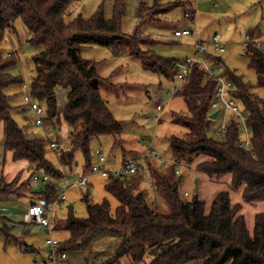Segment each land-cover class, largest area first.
Segmentation results:
<instances>
[{
	"label": "trees",
	"instance_id": "trees-1",
	"mask_svg": "<svg viewBox=\"0 0 264 264\" xmlns=\"http://www.w3.org/2000/svg\"><path fill=\"white\" fill-rule=\"evenodd\" d=\"M74 1L0 0V43L8 31L16 30L15 21L21 18L30 33V45L38 48L32 56L36 73L30 93L45 105L44 123L56 126L63 117L70 126V147L59 152V160L71 166L74 149L81 148L90 166L91 139L109 135L118 142L124 131L102 96L101 84L106 79L98 74L97 62L83 58L81 51L93 45L115 51L125 46L132 56L142 60L145 69L178 78V59L157 54L150 46L155 40L140 32V26L146 20H160L162 14L187 6L191 0H156L153 5L141 0L137 8L139 23L133 33L123 30L124 0L115 1L110 19L105 18L102 6L89 17L79 14L68 18ZM244 54L257 74V86L264 89V49L250 42L245 44ZM17 58L0 47V121L5 149L11 151L14 160H27L48 175L62 178L64 173L47 158L46 139L31 137L11 115L13 106L6 90L12 84L23 83L22 76L9 70ZM213 59L216 64L222 63L219 57ZM225 76L232 82L231 95L248 113L251 149L239 145L240 128L233 115L223 136L213 133L211 104L217 81L199 63L191 65L177 92L187 103L189 114L173 113V121L183 124L187 132L182 137H170L169 146L174 160L181 165H193L211 180L230 174L232 188L244 185V201H261L264 200V100L254 92V85L245 82L235 70L226 67ZM59 86L68 88L62 110L57 108ZM202 155L207 158L197 161ZM145 167L150 182L146 181L142 168L131 176L108 178L105 189L119 201L114 211L108 199L92 203L87 189L83 193L87 216H76L70 209L64 226L58 221L55 224V229L63 228L69 233L60 242V249H88L96 242L95 253L85 264H121L123 258L130 264H264V212L255 214L250 231L242 204L233 202L230 191L219 192L207 210L205 200L197 194L191 199L181 194V177L175 164L163 165L148 156ZM146 183L152 186L155 201L149 199ZM24 186L32 188L30 183ZM11 192L17 190L13 191V184L1 177L0 195ZM36 193L48 200L58 195L57 189L49 185Z\"/></svg>",
	"mask_w": 264,
	"mask_h": 264
},
{
	"label": "rangeland",
	"instance_id": "rangeland-1",
	"mask_svg": "<svg viewBox=\"0 0 264 264\" xmlns=\"http://www.w3.org/2000/svg\"><path fill=\"white\" fill-rule=\"evenodd\" d=\"M115 1L75 0L69 9L68 18L79 14L89 17L102 6L105 18L110 19L113 16ZM140 1L124 0L123 30L127 33H133L137 28L139 23L137 8ZM142 1L153 5L156 0ZM187 8L188 5L178 6L160 16V20H146L140 26V32L155 40L150 44L155 52L164 57L185 59L193 55L195 38L208 41L218 32L223 36L225 51L219 54L211 48L213 57L206 59L207 64L217 74L225 75L226 67L235 70L245 82L254 85V92L264 100V89L257 86V74L249 66L248 58L244 54L248 32L253 31L264 40V0H198V11L194 21L183 17ZM15 28V31H8L4 42L0 43V47L6 53L17 55V63L9 70L23 78L22 84H12L6 90L10 96L9 102L13 106L11 115L20 126L25 127L31 137L46 139L47 158L55 168L61 169L64 177L54 178L43 168H36L35 164L27 160H14L11 151L5 149V133L3 123L0 121V178L2 177L6 183L13 184V191L17 190L6 196L0 195V264H50L45 262L48 256L46 239L50 235L40 224L26 218L30 202L40 196L39 193L33 192L34 188L44 189L51 182L58 193L64 192L66 199L56 207V218L60 226H64L70 209L76 216H87V202L83 199V193L87 189L92 203H102L108 199L112 211L119 205V201L105 189L108 178L90 172V166L81 148L74 149V162L71 166L60 162L59 152L70 147V126L63 117L56 126L49 123L42 126L35 124V114L24 104L23 95L30 96V85L36 73L32 56L38 48L30 45L28 41L30 33L21 18L15 21ZM178 28H191L195 32L194 35L176 37L174 31ZM81 55L97 62L98 74L107 80L101 84L102 96L115 117L121 121L124 131L122 140L118 142L115 137L109 135L92 138L89 146L90 165L97 163V151H101L106 157V168L120 167L124 158L144 157L151 141L153 148L160 155L157 162L161 163L164 160L173 163L174 156L169 146V138L173 135L182 137L187 132L183 124L173 121V113L189 114L187 103L177 93L180 80L176 76L169 78L145 69L142 60L132 56L125 46L115 51L110 47L93 45L84 48ZM214 57H219L222 63L216 64ZM23 85L26 88H21ZM67 92L68 88L62 86L56 88L59 110H62L67 102ZM52 141L57 142L59 146L52 148L50 146ZM205 158L207 157L202 155L197 161ZM178 174L181 177L179 186L181 194L187 199L197 194L200 199L205 200L207 210L219 192L230 191L233 200L242 204V212L250 231L253 230L255 214L264 212V200L253 203L244 201L242 195L244 185L238 189L232 188L230 174L218 180H211L205 173L197 171L193 165H180ZM84 175H88L87 185L74 183ZM34 176L39 177L41 183H35ZM65 177L73 183L70 187L62 185ZM26 183H30L32 188L24 189ZM145 188L149 199L155 201L156 195L152 186L146 183ZM68 236V231L63 228L54 229L52 232V237L60 242L65 241ZM95 246L96 242L88 249L66 251L67 261L64 264H85L87 259L93 257ZM120 262L130 264L126 258Z\"/></svg>",
	"mask_w": 264,
	"mask_h": 264
},
{
	"label": "built area",
	"instance_id": "built-area-1",
	"mask_svg": "<svg viewBox=\"0 0 264 264\" xmlns=\"http://www.w3.org/2000/svg\"><path fill=\"white\" fill-rule=\"evenodd\" d=\"M197 11L198 0H191L188 8L183 13V17L185 19L194 21ZM194 32L195 31L191 28H178L174 31V35L176 37H181L185 35H194ZM250 42L254 43L257 48L264 49V40L261 36L257 35L253 31L248 32L246 35L245 44ZM211 48L219 54L224 53V39L220 33H215L208 41H200L195 38L193 45V55L176 63L179 68L178 79L180 80V83H182L191 65L194 63H199L208 73V75L217 81L215 97L211 104V108L214 112L218 111L217 117L213 119L214 122H218V124H214L213 133L219 137L223 136L227 131L229 118L231 115H233L240 128L241 139L239 145L247 150H250L252 147V130L248 125V113L242 104L231 95L230 91L232 90V82L225 75L217 74L216 71L207 64L206 59L210 58L209 56H212L210 52ZM22 87L26 88L25 85L21 86V88ZM23 102L30 110L34 112L35 124L42 126L44 124L43 119L46 114L45 107H43L36 99H34L31 93L30 96L23 95ZM152 145L153 141H151L150 147H148L147 153L144 157L137 159H127L120 167L112 169L106 168L105 155L101 151H97L98 161L94 165H90L89 170L92 174H98L107 178L110 176L124 178L126 176L135 174L140 168H142L144 170L146 181L150 182L151 178L145 167V158L148 156L160 158V155ZM50 146L52 148H57L59 144L52 141L50 142ZM161 163L163 165L167 164V162L164 160H162ZM173 164L176 165L178 173V167L181 165V163L177 160H174ZM33 181L37 184L41 183V179L37 176L33 177ZM43 182H45V180H43ZM61 183L66 188L73 184L67 177H65ZM74 183L87 185L88 175L80 177ZM48 185L52 186L51 182H49ZM185 194H187V192H185ZM65 199L66 195L63 191L59 192L56 198L53 200H48L45 197L40 196L33 204L28 206L26 213L27 220L40 224L50 235L46 239V244L48 246V256L45 259V262L50 264H64L67 261V252L61 250L60 241L52 237V232L54 231L55 224L57 222L56 207Z\"/></svg>",
	"mask_w": 264,
	"mask_h": 264
},
{
	"label": "water",
	"instance_id": "water-1",
	"mask_svg": "<svg viewBox=\"0 0 264 264\" xmlns=\"http://www.w3.org/2000/svg\"><path fill=\"white\" fill-rule=\"evenodd\" d=\"M217 115H218V111H215V112H213L212 114H211V118L212 119H215L216 117H217ZM198 189L196 188V191H197ZM33 192H39V189L38 188H34L33 189ZM35 202V200H32L31 202H30V204H33Z\"/></svg>",
	"mask_w": 264,
	"mask_h": 264
},
{
	"label": "crops",
	"instance_id": "crops-1",
	"mask_svg": "<svg viewBox=\"0 0 264 264\" xmlns=\"http://www.w3.org/2000/svg\"><path fill=\"white\" fill-rule=\"evenodd\" d=\"M163 15H165V14H162L161 16H163ZM216 33H217V32H216ZM183 59H184V58H183ZM183 59H179L178 62H179V61H182ZM17 93H18V92H17ZM144 143H145V142H144ZM146 153H147V152H146ZM146 153H145V155H146ZM242 192H243V190H242ZM39 197H40V196H39ZM232 200H233V198H232ZM233 201H234V200H233ZM234 202H235V201H234ZM56 220H57V218H56ZM57 221H58V220H57ZM33 223H36V222H33Z\"/></svg>",
	"mask_w": 264,
	"mask_h": 264
}]
</instances>
